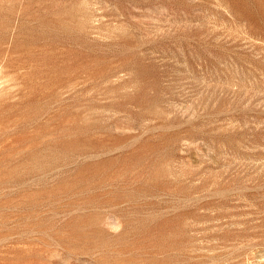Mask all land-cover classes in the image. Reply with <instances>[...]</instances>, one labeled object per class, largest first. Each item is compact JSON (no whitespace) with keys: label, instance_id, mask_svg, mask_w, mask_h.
Here are the masks:
<instances>
[{"label":"rangeland","instance_id":"1","mask_svg":"<svg viewBox=\"0 0 264 264\" xmlns=\"http://www.w3.org/2000/svg\"><path fill=\"white\" fill-rule=\"evenodd\" d=\"M0 264H264V0H0Z\"/></svg>","mask_w":264,"mask_h":264}]
</instances>
